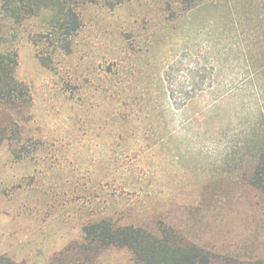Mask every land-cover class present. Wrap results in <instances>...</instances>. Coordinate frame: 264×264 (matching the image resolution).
<instances>
[{"label": "rangeland", "instance_id": "374dc122", "mask_svg": "<svg viewBox=\"0 0 264 264\" xmlns=\"http://www.w3.org/2000/svg\"><path fill=\"white\" fill-rule=\"evenodd\" d=\"M73 1L83 26L71 51L34 44L43 17L19 28L17 77L34 106L0 141V257L51 264L92 220L163 215L219 250L264 256V192L235 175L254 165L247 140L262 118L264 0H218L169 25L167 0ZM176 60L183 81L189 68L214 79L183 109L159 81ZM74 257L137 264L119 247Z\"/></svg>", "mask_w": 264, "mask_h": 264}, {"label": "trees", "instance_id": "16d2710c", "mask_svg": "<svg viewBox=\"0 0 264 264\" xmlns=\"http://www.w3.org/2000/svg\"><path fill=\"white\" fill-rule=\"evenodd\" d=\"M133 0H106L110 7H116ZM218 0H167L165 10L170 13L165 25L182 22L194 16L208 4ZM44 20L43 31L32 34L31 39L39 48L47 40L54 50L71 51V43L83 26L78 5L73 0H0V141L6 135L19 137L21 127L17 120L32 118L34 96L31 87L17 77L19 50L17 41L19 28L34 18ZM44 65L52 68L53 58L38 53ZM182 61L166 65L160 73L161 89L173 108L183 109L191 104L214 83L206 68L192 73L183 81L180 72ZM206 73V74H205ZM261 89V88H260ZM170 106V104H169ZM258 127L252 130L247 149L253 155L254 165L249 170L235 172L242 185L264 192V103ZM26 146L23 145L22 148ZM21 151V150H19ZM21 155L20 153H18ZM232 155L231 153L228 156ZM143 188V187H142ZM146 195L153 194L147 187ZM143 189H141L143 191ZM264 211V205H263ZM264 213V212H263ZM83 239L75 240L55 254L51 264H78L74 255L87 254L97 257L99 252L112 248H127L137 264H264V256L236 254L219 250L216 245L198 240L187 234L183 227L172 223L166 216L151 218L142 222L122 223L112 216H104L88 222L83 227ZM86 264H98L89 259ZM93 262V263H92ZM0 264H21L8 256L0 257ZM24 264V263H23Z\"/></svg>", "mask_w": 264, "mask_h": 264}]
</instances>
